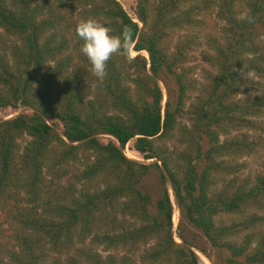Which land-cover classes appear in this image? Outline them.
<instances>
[{
    "label": "trees",
    "instance_id": "trees-1",
    "mask_svg": "<svg viewBox=\"0 0 264 264\" xmlns=\"http://www.w3.org/2000/svg\"><path fill=\"white\" fill-rule=\"evenodd\" d=\"M135 1L137 21L118 0H0L12 39L0 36V107L32 110L0 120V200L30 204L10 259L46 264L49 241L75 251L51 264H199L204 237L214 264H264V0ZM76 10L114 35L129 28L147 59L114 55L99 81ZM212 14L220 24L207 32ZM132 139L151 162L125 155ZM259 152L260 168L244 175L238 159Z\"/></svg>",
    "mask_w": 264,
    "mask_h": 264
},
{
    "label": "rangeland",
    "instance_id": "rangeland-1",
    "mask_svg": "<svg viewBox=\"0 0 264 264\" xmlns=\"http://www.w3.org/2000/svg\"><path fill=\"white\" fill-rule=\"evenodd\" d=\"M122 7L125 9V11L135 20L136 19V14H135V9H136V1L135 0H118ZM211 18L209 20V22H207V24L209 26V28L207 27V24L203 25L204 30L205 31H214V28H216L220 22L215 21V17L212 14ZM73 19L74 21L80 23L81 21L85 20L84 14L78 10H76L73 14ZM62 27L65 28L64 22L62 24ZM72 30V29H71ZM197 32L192 31V33ZM203 34L204 31L198 32L197 35L199 36V40L200 41H204L203 38ZM179 35V34H178ZM178 35L176 38H173L171 41V45L174 44V42L176 41V39L178 38ZM0 36L2 38V40L7 41V43H11V38L7 37L5 35V33L2 31V29H0ZM130 55L134 56L137 53L143 55V57H145L147 59L148 55L145 51H141V52H137L133 49L130 48ZM190 61L189 62L191 65H197L198 69L195 70V77L196 79L199 80V82L201 83L203 81V78H201V68L203 66H205L204 62L202 60H200V55L199 52L196 51L194 52L191 57H190ZM161 88H162V92L164 94L163 96V101L162 104L164 102V99L166 98L165 95V90L162 86V84H160ZM195 94L191 95V99H193ZM32 110L29 107L26 106H22L19 105L17 108H12V107H0V120L3 119H7L10 117H14L20 113H26V114H31ZM187 114H189L190 109H187ZM50 123L53 125V127L58 130V131H62V126L58 121H50ZM264 124V123H263ZM264 126V125H263ZM258 131V130H257ZM262 138L264 140V132L262 133ZM98 139L103 142V143H107L108 141H114V139L107 134H100L98 136ZM133 142L134 140H130L125 148H124V153L128 158H132V159H136L139 161H147V162H151L152 159H148L145 160L143 158V156L136 150L133 149ZM262 155L263 152H259L257 154H253V155H246L241 157L240 159H238V161L243 162L244 163V167L241 169L244 175H248V174H252L253 172L257 171L260 168V163L262 160ZM154 160V159H153ZM148 182V187L150 186V180L147 179ZM166 186L168 188L169 191V195H170V199L172 201V205H173V223L174 226H176V223L178 221V206L177 203L175 201V196H174V192L173 189L170 185V182L167 181ZM25 195L22 196L20 194H17L14 198H9L6 202H4V200H0V259L5 262V263H12L11 259H10V252H12L13 250L16 252H20V245L18 244V238H22V236L24 234L27 233V231H22L23 229L22 227V222H21V218L19 217L20 215L18 214L19 209L22 207L23 210H26L27 207H29V203L26 202L25 200ZM174 230L176 231V228H174ZM175 239L176 241H180V239L178 238V236L175 234ZM74 246H79V243H77V239H74ZM88 242V240H87ZM46 248L44 249V251L46 252V264H51L53 262V260H55V258L60 259V261L62 263H64L67 259L68 256L73 255L74 254V247L72 246V248L69 251H66L63 254H59L56 253L55 251H53L52 245L51 243L48 241ZM199 247H203L205 249V252L203 253ZM51 249V250H50ZM101 249V248H98ZM195 251L197 252L198 256H199V264H214V260H215V251L212 249V247L209 245V243L205 240L204 237H200L198 238V244L197 247L194 248ZM13 264V263H12Z\"/></svg>",
    "mask_w": 264,
    "mask_h": 264
},
{
    "label": "clouds",
    "instance_id": "clouds-1",
    "mask_svg": "<svg viewBox=\"0 0 264 264\" xmlns=\"http://www.w3.org/2000/svg\"><path fill=\"white\" fill-rule=\"evenodd\" d=\"M245 19V17H239ZM249 22L250 19H249ZM75 34L82 41L80 52L86 57L91 65L92 74L103 81L107 76V63L114 55H122L131 62L129 49L132 44L133 33L125 27L120 35L112 34V31L105 24L96 19H86L77 24ZM242 75L251 76L244 69H236Z\"/></svg>",
    "mask_w": 264,
    "mask_h": 264
}]
</instances>
